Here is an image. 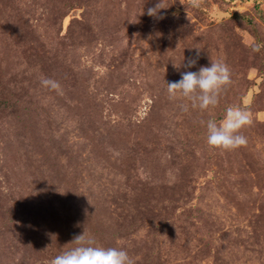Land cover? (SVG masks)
<instances>
[{
  "label": "rangeland",
  "instance_id": "1",
  "mask_svg": "<svg viewBox=\"0 0 264 264\" xmlns=\"http://www.w3.org/2000/svg\"><path fill=\"white\" fill-rule=\"evenodd\" d=\"M218 59V106L181 111L165 82ZM229 105L253 123L224 151L199 122ZM83 231L134 264H264V0H0V264Z\"/></svg>",
  "mask_w": 264,
  "mask_h": 264
},
{
  "label": "clouds",
  "instance_id": "2",
  "mask_svg": "<svg viewBox=\"0 0 264 264\" xmlns=\"http://www.w3.org/2000/svg\"><path fill=\"white\" fill-rule=\"evenodd\" d=\"M159 5L160 3H157L155 7L149 8L147 15L157 17L159 11L163 9ZM159 18L163 19L162 16ZM252 50L259 51L260 45H254ZM199 55L200 51L197 50V59ZM197 59L188 58L184 67H194ZM184 60L183 56L182 62ZM41 84L52 90L60 87L57 81L46 77L41 79ZM231 84L230 66L219 59L211 61L207 66H200L197 71H184L179 80L165 82L169 98L183 101L180 104L181 111L198 110L201 113L215 109L220 102L221 94ZM199 123L205 129L209 146L229 151L247 144V137L242 134V129L251 125L253 121L249 111L238 105H229L224 109L221 119L209 117L206 120L201 119ZM68 244L72 246L56 255L50 264H134L125 249L98 245L95 237L84 231Z\"/></svg>",
  "mask_w": 264,
  "mask_h": 264
}]
</instances>
